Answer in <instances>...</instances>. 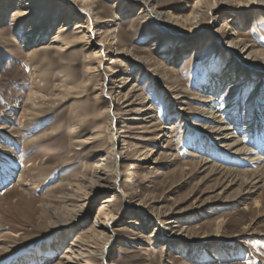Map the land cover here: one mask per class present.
<instances>
[{
    "label": "rangeland",
    "instance_id": "374dc122",
    "mask_svg": "<svg viewBox=\"0 0 264 264\" xmlns=\"http://www.w3.org/2000/svg\"><path fill=\"white\" fill-rule=\"evenodd\" d=\"M6 1L0 264H264V9L243 0H155L154 16L143 19L140 1L117 8L118 0H88L91 41L109 43L98 68L97 51L75 43L76 22L90 37L80 13L65 22L69 9L48 0L20 30L10 20L22 0ZM46 12L47 29L26 43ZM61 26L59 42L71 43L64 59L40 50ZM242 48L238 60L232 51ZM109 103L116 187L109 162H100L110 149ZM206 109L237 133L255 163L214 145L216 123L199 115ZM192 153L215 168L195 166ZM244 171H257L260 182ZM166 217L172 229L158 233ZM77 242L93 256L69 261ZM102 248L104 263L95 257Z\"/></svg>",
    "mask_w": 264,
    "mask_h": 264
},
{
    "label": "bare ground",
    "instance_id": "6f19581e",
    "mask_svg": "<svg viewBox=\"0 0 264 264\" xmlns=\"http://www.w3.org/2000/svg\"><path fill=\"white\" fill-rule=\"evenodd\" d=\"M1 1V0H0ZM48 1V0H22V3L20 4L21 1L17 2L16 7L14 10L11 11V26L14 24L16 25L18 28L20 27V30H22L24 28L25 25L32 23V21L35 19V14L43 7V4ZM63 4H65L67 10L69 9V11L67 12V14L64 17V21L68 22V18L70 19L71 16H74L72 13H80V15H82L85 19V22H82L83 25H86L85 30L87 31L88 34H90V37L86 38V35L83 33L82 31H79V29L82 28L81 25H79L78 22H76L74 24L75 28L74 30L77 31L76 34L80 35V37L76 38V42L75 43H86L87 48H94V50H96L97 52L95 53V55L99 54V57L101 59V62L99 63V65L97 66L98 68L101 66L102 62H104L103 60V56H102V49L103 47H107L109 45L108 39L107 40H100L99 42L95 43L92 42L91 40L93 39V35H92V31H91V24L92 26L95 24H93L91 21H89L90 19V13L92 14V10H91V2L88 0H80L79 3L81 5V7H78L76 0H57ZM141 2V6L139 8L140 13L139 15L143 16V19L149 18L150 16H154V11H153V7L149 8L150 4H154L155 0H137ZM227 1V0H226ZM244 3H242L244 6L246 7H252V6H258L264 9V0H243ZM123 0H118L117 2V8H120L121 6H123L124 3H122ZM24 3H29V5H26L23 7ZM216 4V3H215ZM151 6V5H150ZM154 6V5H153ZM23 7V8H21ZM9 3L8 1L4 0L0 3V19L2 17V11L9 9ZM48 8V7H47ZM43 9V8H42ZM76 10V11H75ZM67 18V19H66ZM77 18V17H76ZM82 18V17H81ZM1 20H4L1 19ZM0 20V21H1ZM156 20L162 21V17L160 14H157L156 16ZM47 21H49V17H48V13L46 12V14L44 13L43 16V20H41V22H39L38 26L36 28H30V34L27 35V42L26 43H31V39H32V35L35 33V31H39V32H44L47 29ZM97 21V20H96ZM50 22V21H49ZM111 22L110 19L107 20V23ZM106 23V24H107ZM162 24V22H161ZM163 26H165L164 22L162 24ZM95 26V25H94ZM30 27V26H29ZM96 28V27H95ZM197 28V27H196ZM26 29V28H25ZM59 32L58 34L53 37L54 39L51 40L50 43L43 45V48H40L41 51L43 52H47V51H54L55 54L59 57V59H64L65 57V53L67 52V50L69 49V45H71V43L65 44L63 42H59L62 41L61 36L59 35V33L64 32V26H61L58 28ZM196 30H199L198 28ZM108 31V30H107ZM105 32L106 34L109 32ZM101 32V31H100ZM38 33V32H37ZM104 33V34H105ZM113 35V34H112ZM102 36V35H101ZM115 36V35H114ZM103 38V37H102ZM43 39V38H42ZM110 39V38H109ZM16 41V40H15ZM112 41V40H111ZM60 43V44H59ZM231 44H229L230 46ZM233 46V45H232ZM93 50V49H92ZM244 51V48H242L241 51L236 52V51H232V54L237 55V59L239 60L241 58V54ZM94 53V52H93ZM246 53V52H245ZM31 56L33 57V55L31 54ZM30 57V58H32ZM97 57V56H96ZM256 58V56H254ZM263 57V56H262ZM99 59V58H98ZM248 59V58H247ZM264 59V57L262 58V60ZM105 63V62H104ZM227 67H229V64L227 65ZM252 68L255 69V67L252 66ZM240 68L236 69L239 70ZM115 71V70H113ZM111 71V72H113ZM244 71V70H242ZM230 71H228L227 73L223 74V76L221 77V80L223 81L224 79L228 80V78L230 77ZM264 72V71H263ZM116 73V72H115ZM239 71L236 72V76L239 75ZM103 86V85H102ZM104 87V86H103ZM221 87V84H218V89ZM105 88V87H104ZM212 88V87H211ZM217 89V90H218ZM133 90V88H131V91ZM101 93H104L103 90L101 91ZM177 96V95H176ZM110 108H111V104L109 103L108 107H107V111H108V126H107V132H108V140L110 143V149L109 152L107 153L106 159L104 160H100L101 161H108L109 162V168H111V171L114 175V180H113V187H116L118 184V179H119V173L117 170V166H118V153L116 152V133H115V129H114V112L110 113ZM114 108V107H113ZM148 109V108H147ZM201 112H199L200 116H204L205 119H209L214 123H216L215 125V129L213 130V128H210V134L214 135L216 133V137H215V144L219 147V149L224 150L225 152L230 151L231 154H238V155H245L248 156L246 162L248 163H255L258 158H254L253 156L250 155V153H248V150H246L243 146H242V141L240 140V138L238 136H236V134L233 132L232 129L228 128V124L227 123H223V125L219 124L220 122H222V120H219V116L217 115V112L213 113L212 111L210 112L209 109L206 110H200ZM156 123H161L159 121V119H157L155 121V123L151 124V127H154V125ZM250 126V125H248ZM250 128V127H249ZM174 130V129H173ZM172 130V131H173ZM232 131V132H231ZM165 134V133H164ZM165 136H161V134H159L157 136V139L163 140ZM12 138V137H11ZM211 139V138H210ZM146 142V141H145ZM213 144V143H212ZM169 147V145H167V148ZM108 148V147H107ZM192 157L195 160L194 164L195 166H201L202 168L205 166H208V168L214 169L215 166H213L209 161H207L206 159H203L201 155L192 153ZM204 157V156H203ZM260 159V158H259ZM260 161V160H259ZM107 163V162H106ZM259 163V162H258ZM209 164V165H208ZM99 167V166H98ZM102 169H106L107 166L106 165H101ZM219 170V169H216ZM224 172H227L228 170H221ZM257 172V171H256ZM255 171H251V172H242V174H249L251 175V181L250 182H254L256 181L254 184H257L260 182V178L257 177L255 175L256 173ZM99 178V184L100 186L102 184H104L105 181H107L106 179H104L103 177H98ZM246 180V179H245ZM248 182V179H247ZM105 185V184H104ZM105 187V186H104ZM114 199V198H113ZM113 199H107L105 200L102 205H106L104 206V209H108V205L112 204ZM108 212V211H107ZM109 214H112L110 212L106 213V211H104L102 213V215L109 216ZM169 215V214H168ZM111 216V215H110ZM167 216V215H166ZM107 218V217H106ZM172 221L173 219L171 217H166L163 221H160L158 224L161 225V228H158V230H156L158 233L163 234L165 231H171L172 229ZM157 224V226H158ZM100 225L98 222H96L94 224V227L92 228V232H94L95 234V228ZM159 225V226H160ZM96 226V227H95ZM107 231V230H106ZM106 233V232H105ZM93 234V235H94ZM102 234V233H101ZM153 234V233H152ZM155 234V232H154ZM153 234V235H154ZM99 235V234H98ZM156 236H152L151 239H154ZM108 238V237H107ZM109 241V239L107 240V242ZM78 244L75 246H72V253L69 256V261L72 260L71 257H76V258H81V259H88L90 258L92 255V253L88 250V248H85L86 246H82L79 245L81 242H77ZM105 244V243H104ZM105 246V245H104ZM71 249V248H70ZM97 259H99L101 261V263H104V248H102L101 253L98 256H95ZM74 260V259H73ZM69 264V262H68ZM188 264V263H187Z\"/></svg>",
    "mask_w": 264,
    "mask_h": 264
}]
</instances>
